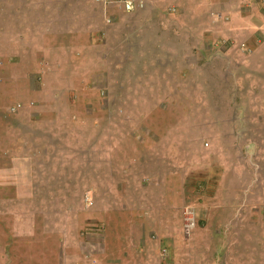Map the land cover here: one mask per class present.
<instances>
[{"label":"rangeland","instance_id":"rangeland-1","mask_svg":"<svg viewBox=\"0 0 264 264\" xmlns=\"http://www.w3.org/2000/svg\"><path fill=\"white\" fill-rule=\"evenodd\" d=\"M3 9L11 0H0L11 28ZM199 30H173L185 41L167 36L151 78L145 53L111 60L101 31L89 50L12 78L11 30H0V264H229L236 223L264 216V127L242 123L248 103L218 110L224 78L203 92ZM233 166L242 172L221 190Z\"/></svg>","mask_w":264,"mask_h":264},{"label":"crops","instance_id":"crops-1","mask_svg":"<svg viewBox=\"0 0 264 264\" xmlns=\"http://www.w3.org/2000/svg\"><path fill=\"white\" fill-rule=\"evenodd\" d=\"M134 1L135 8L126 11L116 1L103 4L95 0H11V9H3L4 14H11V28L9 18L0 22V30H11V77L24 78L29 69L34 73L40 68L41 60L61 61L65 54L73 53V49L89 50L94 45L90 41L95 33L101 31L109 37L106 38L110 46L108 55L118 57L111 60L124 64L131 62L129 57L135 55L134 61L139 62V53H145L143 62L152 64L146 67L151 74L145 75L151 78L158 69L153 66L161 62L157 52L161 48L164 52V47L170 45L167 36L180 43L185 40L173 39V30L183 29L194 34L200 29L203 92L210 88V77L224 78L228 82L223 88L218 86L217 94L223 96L218 110L233 107L236 115L248 103L247 118H242V113L238 117L245 127H264V119H253L259 106L264 111V0H201V6L190 5L191 0ZM214 12H217V19L211 15ZM139 47L144 51L139 52ZM175 65H178L177 60L173 59L174 70L178 69ZM181 67L186 68L187 64ZM251 83H259V90L247 89ZM246 90L249 97L245 95ZM239 119H222L221 115L218 118L221 127H241ZM228 171L221 174V190L230 182L228 175L235 177L242 172L237 166ZM225 191L229 192V188ZM238 198L235 208H241L244 202L241 194ZM261 218L260 224L251 222L249 229H245V218L236 223L234 255L225 262L264 264V216Z\"/></svg>","mask_w":264,"mask_h":264},{"label":"built area","instance_id":"built-area-1","mask_svg":"<svg viewBox=\"0 0 264 264\" xmlns=\"http://www.w3.org/2000/svg\"><path fill=\"white\" fill-rule=\"evenodd\" d=\"M95 1H100V2H106V3H113V1L118 2L123 6V8L126 11H131L135 8L136 2L134 0H95ZM186 214V212H185ZM186 219H193L192 217L189 216V213H187Z\"/></svg>","mask_w":264,"mask_h":264}]
</instances>
